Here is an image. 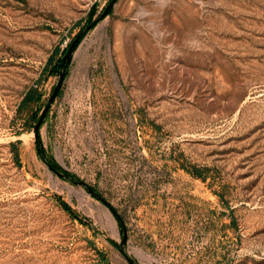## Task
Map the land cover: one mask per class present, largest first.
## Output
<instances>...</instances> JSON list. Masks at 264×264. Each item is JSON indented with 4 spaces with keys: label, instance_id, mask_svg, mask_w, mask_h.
I'll list each match as a JSON object with an SVG mask.
<instances>
[{
    "label": "rangeland",
    "instance_id": "obj_1",
    "mask_svg": "<svg viewBox=\"0 0 264 264\" xmlns=\"http://www.w3.org/2000/svg\"><path fill=\"white\" fill-rule=\"evenodd\" d=\"M110 1L0 0V264H264V0Z\"/></svg>",
    "mask_w": 264,
    "mask_h": 264
},
{
    "label": "trees",
    "instance_id": "obj_2",
    "mask_svg": "<svg viewBox=\"0 0 264 264\" xmlns=\"http://www.w3.org/2000/svg\"><path fill=\"white\" fill-rule=\"evenodd\" d=\"M96 12H97V5L90 11V15H89L90 22H87L84 27H86L87 25H90L91 27H93L95 25L96 20L98 19V17L96 19L94 18ZM110 12H111V10L109 11V13ZM82 35L73 38L72 42L75 41L74 50L77 48V46L81 42ZM58 53H59V48L55 51V53L53 55L50 56L46 66L44 68V71H43V74L45 75V78H48L51 75L57 74L58 72H60L61 68L64 66V63L62 62V55L58 56ZM42 95H43V93L39 89L38 85L31 86L27 90V92L25 93V96H24V98L21 101L20 108L21 109H25V108L31 107L32 105L38 104L40 102V100L42 99ZM39 116L40 115H38L37 112H34L31 115V117H32L31 118L32 119V127H34V124L39 119ZM50 164H51V167L53 169H55V170L58 169V167H59L55 162H50ZM58 201H59L60 205L65 210H67L74 218H78L79 219V215L73 210L71 205H69L60 196L58 197ZM110 207H113V206L110 204Z\"/></svg>",
    "mask_w": 264,
    "mask_h": 264
},
{
    "label": "water",
    "instance_id": "obj_3",
    "mask_svg": "<svg viewBox=\"0 0 264 264\" xmlns=\"http://www.w3.org/2000/svg\"><path fill=\"white\" fill-rule=\"evenodd\" d=\"M117 0H111L103 14H102V17H104L105 15H107L109 13V11L113 8L114 4L116 3ZM87 27H90V25H88ZM85 31V29L83 30ZM74 44H75V41H73L71 43V45L68 47L66 53L64 54V56L62 57V61L64 63V65H66L71 59H72V55H73V52H74ZM65 74H66V71H65V68H62L61 71H60V74H59V79L53 89V92L48 100V102L46 103L45 107L43 108L40 116H39V119L37 120V122L34 124V130H35V137H36V140L39 141V143H41L40 141V127L52 105V103L55 101L56 97L58 96L60 90H61V87H62V84H63V81L65 79ZM59 174L65 176V177H68L70 178V176L66 173H63V172H60L58 171ZM81 183H83L84 185H86L89 189V191L95 195H97L100 199H102L107 205L110 206V203L108 202V200L106 198H104L100 193L97 192V190H95L91 185H89L86 181H81ZM112 209V211L117 215L119 216L118 212L116 209H114L113 207H110ZM124 226V225H123ZM127 242V229L126 227L124 226V234H123V238H122V241L120 242V248L123 249V246L124 244ZM130 261L133 263L132 259H130Z\"/></svg>",
    "mask_w": 264,
    "mask_h": 264
},
{
    "label": "bare ground",
    "instance_id": "obj_4",
    "mask_svg": "<svg viewBox=\"0 0 264 264\" xmlns=\"http://www.w3.org/2000/svg\"><path fill=\"white\" fill-rule=\"evenodd\" d=\"M138 253L141 255H146V253H144L142 250H140Z\"/></svg>",
    "mask_w": 264,
    "mask_h": 264
}]
</instances>
